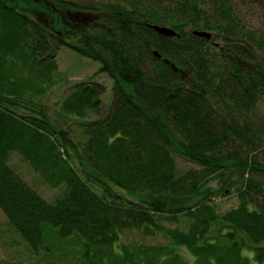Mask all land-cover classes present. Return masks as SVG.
<instances>
[{"label":"trees","instance_id":"1","mask_svg":"<svg viewBox=\"0 0 264 264\" xmlns=\"http://www.w3.org/2000/svg\"><path fill=\"white\" fill-rule=\"evenodd\" d=\"M7 1L0 0V211L26 244L38 250L52 231L60 242L82 240L86 264H145L149 255L134 256L122 235L162 232L201 264H251L246 245L264 264V113L257 112L264 0ZM60 44L112 80L107 101L102 84H73L58 107L64 122L41 104L55 83ZM74 118L77 133L58 126ZM15 151L63 195L49 203L23 181L7 164ZM180 157L191 167H180ZM225 185L238 204L221 212L209 203ZM163 215L184 216L194 229L155 228ZM213 227L218 236L225 228L229 246L207 243Z\"/></svg>","mask_w":264,"mask_h":264},{"label":"rangeland","instance_id":"2","mask_svg":"<svg viewBox=\"0 0 264 264\" xmlns=\"http://www.w3.org/2000/svg\"><path fill=\"white\" fill-rule=\"evenodd\" d=\"M7 3H10L9 7H16L20 2L18 0H8ZM79 3H81V5L84 4L82 0H80ZM41 5L45 6L47 9L52 8L48 2L41 1ZM18 8L20 7L18 6ZM62 13L63 14L60 13V15L64 16V20H69V15L66 12ZM48 19L51 21V24L47 25V27L52 28L54 18L52 17L50 19L48 17ZM178 37H180V35ZM68 42H70V40ZM209 45L212 47V44ZM55 61H57L56 63L58 65L57 72L53 74L55 83L41 99V104L45 107L47 112H49V116L52 119L55 120L57 117H60L64 122L58 107L65 96L70 93L71 86L77 82L100 83L106 88L105 94L102 95V100L107 101L108 98H110L109 92L112 86V80L106 73L100 71L98 62L77 53L70 46L65 44L58 45ZM104 104H107V102H104ZM35 109H37V107ZM20 112H27V109L23 107L20 109ZM257 112L259 114L264 113V104H259V106H257ZM77 119L78 118H74L73 121H70V126L67 125V123H64L66 126L61 123L58 126L62 127L65 133L68 130H73L77 133L78 129L73 123ZM261 155L264 157V149L261 151ZM7 164L47 202L53 203L57 198L63 195V186L59 185L53 187L47 184L42 176L35 171L18 152L15 151L10 154ZM178 165L185 168L188 166L191 167L190 165L192 164L180 157ZM212 186L218 187L219 185L213 181ZM222 192V195H215L213 202L210 200L209 204H214L221 212H226L238 204V198L234 187H227L225 185ZM119 193H122L128 199L136 202V198H134V196L132 197V195L127 192L119 191ZM157 223H160L161 228H187V231L194 229L192 228L191 221L184 216L173 217L171 215H163L160 222L155 221V228H157ZM216 228L217 227H213L210 232L208 231L209 238L212 240L207 243L213 244V246L217 244H221L223 247L229 246L230 240L228 234L224 231L225 228H222L219 232V236L217 235L218 232ZM52 234V231L47 234L40 248L34 250L26 244L0 211V264H86L87 258L82 255L84 253L82 240L72 236L60 242ZM122 236L120 244L131 245L130 248L134 251V256H141L145 259V254L149 255L150 259L146 260L145 264H201L200 260L196 258L192 251L184 246H174L162 232L149 236L144 232L134 230L124 232ZM247 244H249V242ZM260 244L264 247V242ZM115 250L118 252L119 248L115 246ZM157 252L160 254L155 255ZM201 252L202 251H200V253ZM242 252L243 257H249L248 259L251 264H258L254 261V252L248 249L247 245ZM107 256H104L103 262L109 263L112 257L109 252ZM169 259H174L175 262L172 263L173 261Z\"/></svg>","mask_w":264,"mask_h":264},{"label":"water","instance_id":"3","mask_svg":"<svg viewBox=\"0 0 264 264\" xmlns=\"http://www.w3.org/2000/svg\"><path fill=\"white\" fill-rule=\"evenodd\" d=\"M151 28L153 30H155L157 33L159 34H162L163 36H166V37H178L179 35L173 31L172 29L168 28V27H164V26H159V25H151ZM195 35L199 36V37H202V38H210V34L208 32H194ZM155 55L159 56L157 52H154ZM167 62V60H166ZM169 63V62H167ZM171 68L173 70H176V68L174 67V65H171Z\"/></svg>","mask_w":264,"mask_h":264}]
</instances>
